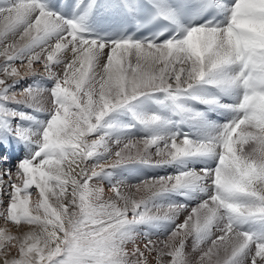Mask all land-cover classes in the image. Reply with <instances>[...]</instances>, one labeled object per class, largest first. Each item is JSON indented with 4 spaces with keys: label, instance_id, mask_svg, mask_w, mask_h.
<instances>
[{
    "label": "snow or ice",
    "instance_id": "6c2138e0",
    "mask_svg": "<svg viewBox=\"0 0 264 264\" xmlns=\"http://www.w3.org/2000/svg\"><path fill=\"white\" fill-rule=\"evenodd\" d=\"M0 222V264H264V0H0Z\"/></svg>",
    "mask_w": 264,
    "mask_h": 264
},
{
    "label": "bare ground",
    "instance_id": "6f19581e",
    "mask_svg": "<svg viewBox=\"0 0 264 264\" xmlns=\"http://www.w3.org/2000/svg\"><path fill=\"white\" fill-rule=\"evenodd\" d=\"M31 81H25L24 83H30ZM24 85L22 84L20 87H23ZM167 171H171V169H168ZM149 172V173H148ZM138 175H140L141 177H146V176H150V175H163L166 174L165 170H158V169H142L141 171H139L137 173ZM105 195H108V185L105 184ZM187 213H183L181 214V216L179 217V220H182L184 215H186ZM157 237L155 235H153V239H156ZM188 250H191V240L188 241Z\"/></svg>",
    "mask_w": 264,
    "mask_h": 264
},
{
    "label": "rangeland",
    "instance_id": "374dc122",
    "mask_svg": "<svg viewBox=\"0 0 264 264\" xmlns=\"http://www.w3.org/2000/svg\"><path fill=\"white\" fill-rule=\"evenodd\" d=\"M15 155V154H14ZM0 223H2V222H0Z\"/></svg>",
    "mask_w": 264,
    "mask_h": 264
}]
</instances>
